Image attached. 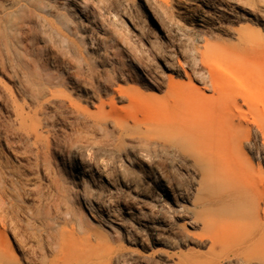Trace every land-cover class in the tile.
<instances>
[{
    "label": "bare ground",
    "instance_id": "6f19581e",
    "mask_svg": "<svg viewBox=\"0 0 264 264\" xmlns=\"http://www.w3.org/2000/svg\"><path fill=\"white\" fill-rule=\"evenodd\" d=\"M139 2L156 12L163 27L178 32L183 23L185 27L220 30L229 38L213 33L198 37L201 45L194 54L202 70L194 76L187 73L186 63L166 66L173 74L183 75L185 82L166 79L153 65L142 63L112 66L121 71L120 76L112 75L104 65L100 73L90 74V66L85 64V76L79 67L75 78L69 76L60 83L48 75L47 67L34 54L23 55L14 67L12 89L0 84V145L10 147L11 140L21 144V154L35 160L37 167L49 174L51 187L60 195L64 192L53 174L54 163L75 181L81 169L67 163L66 145L90 140L96 128H100L98 133L107 142L119 137L136 140L148 150L187 162L193 184L189 192L178 190L175 194L173 186L156 182L163 197L175 204V216L191 227L200 222L209 240L211 260L225 257L238 259L242 264H264V171L255 172L250 166L252 155L246 149L251 135L250 119L242 109L245 105L249 111L264 116V87H259L260 80L247 81L242 74L257 62L259 54H264V34L243 24H227L228 19L238 23L239 15L226 16L221 3L215 0H175L174 13L169 11L171 0ZM256 2L264 4V0L236 1L245 9L240 13L241 19L255 17L256 10L249 7ZM10 3L12 6L3 10L4 14L26 7L22 0ZM33 18L50 35L57 31L43 12L34 11ZM45 58L53 59L49 54ZM128 79L140 86L123 87L116 83ZM99 91L109 97V102L100 100L92 113L91 98ZM76 92L87 99L86 107L80 105ZM117 99H126L127 112L115 110ZM258 127L264 138V118L258 120ZM7 198L1 190L0 264H112L109 246L83 230L65 196L48 203L39 200L28 209ZM136 198L142 201L146 197L137 193ZM149 198L155 206H161L162 197ZM125 209L131 213V207L125 205ZM19 222L27 224L25 231L17 228ZM8 228L16 229L12 237L21 251L20 257L9 242ZM155 242L172 245L160 238ZM123 251L121 246L116 248V264H120Z\"/></svg>",
    "mask_w": 264,
    "mask_h": 264
},
{
    "label": "rangeland",
    "instance_id": "374dc122",
    "mask_svg": "<svg viewBox=\"0 0 264 264\" xmlns=\"http://www.w3.org/2000/svg\"><path fill=\"white\" fill-rule=\"evenodd\" d=\"M10 1L20 0H0V84L9 89L13 85L14 67L23 55L29 53L41 60L48 75L58 78L60 83L69 76L75 78L79 67L83 69L85 64H89L90 74L100 73L104 65L112 75L120 76L121 71L112 66L142 63L153 65L166 79L173 77L176 81L185 82L183 75L173 74L166 66L186 63L187 73L194 76L202 70L194 54L196 47L201 45L198 37L213 33V36L229 38L220 30L185 27L183 23H180L182 30L178 32L171 27H163L156 12L141 6L139 0H22L26 7L4 14L2 11L12 6ZM215 1L221 3L226 16L239 15L238 23L228 22V19L227 24H243L264 34V4H252L249 8L256 10L255 17L243 20L240 15L245 9L237 5V0ZM201 9L213 13L206 7ZM175 10V0H171L169 11L174 13ZM34 11L43 12L55 25L57 31L53 35L36 23ZM48 54L53 57L50 61L45 58ZM82 71L85 76L87 71ZM242 74L247 81L260 80L258 85L263 88L264 54H259L257 62ZM116 83L123 87L140 86L130 79L126 82L117 80ZM60 89L70 92L69 88ZM75 96L81 106H87L85 97L78 92ZM108 98L99 91L91 98L93 105H89L90 111L95 113L100 100L108 103ZM106 108L110 109L109 104ZM242 109L247 111L250 119L251 135L246 142V149L252 155L250 166L255 172H261L264 171V138L262 132V135L259 133L258 120L264 116L249 111L245 105ZM115 110L127 112L126 99H117ZM95 130L90 140L66 145L67 163L81 169L75 181L54 163L53 174L64 195L56 194L49 174L37 167L35 160L21 154L24 149L21 144L11 140L10 147L9 144L0 145V191L4 190L7 199H13L24 209L33 208L39 200L48 203L65 196L83 230L96 241L109 246L112 264H116L115 251L120 246L124 250L120 264H242L238 259L225 257L211 260L209 240L200 222L191 227L183 218L175 216V204L163 197L156 187L157 183H164L170 188L173 186L171 190L175 194L189 192L193 184L187 162L180 163L170 155L148 150L136 140L119 137L115 142H107L101 139L100 128ZM137 193L144 194L146 198L142 201L137 199ZM153 196L162 197L161 206H155L149 198ZM125 205L132 208L130 214L126 213ZM17 228L25 231L27 224L19 222ZM15 230L8 228L7 236L14 254L20 257L21 251L12 237ZM157 238L172 245L156 243ZM143 255L149 258L140 259L139 256Z\"/></svg>",
    "mask_w": 264,
    "mask_h": 264
}]
</instances>
